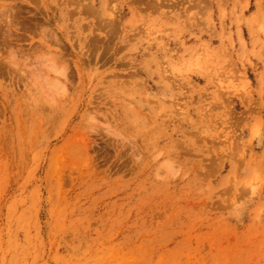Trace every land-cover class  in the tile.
<instances>
[{"label":"rangeland","instance_id":"rangeland-1","mask_svg":"<svg viewBox=\"0 0 264 264\" xmlns=\"http://www.w3.org/2000/svg\"><path fill=\"white\" fill-rule=\"evenodd\" d=\"M0 264H264V0H0Z\"/></svg>","mask_w":264,"mask_h":264}]
</instances>
